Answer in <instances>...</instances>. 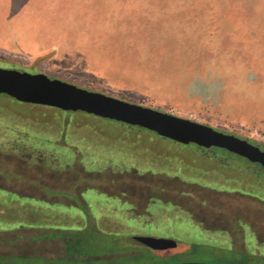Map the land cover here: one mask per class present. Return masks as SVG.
I'll use <instances>...</instances> for the list:
<instances>
[{"label":"rangeland","instance_id":"rangeland-1","mask_svg":"<svg viewBox=\"0 0 264 264\" xmlns=\"http://www.w3.org/2000/svg\"><path fill=\"white\" fill-rule=\"evenodd\" d=\"M40 6L54 15L0 31V68L264 151V0H31ZM0 96V264H264L243 245V224L264 234V185L249 170L260 165ZM79 141L123 159L84 164ZM137 236L176 246L152 249Z\"/></svg>","mask_w":264,"mask_h":264},{"label":"water","instance_id":"water-1","mask_svg":"<svg viewBox=\"0 0 264 264\" xmlns=\"http://www.w3.org/2000/svg\"><path fill=\"white\" fill-rule=\"evenodd\" d=\"M20 103L45 106L68 112H83L99 118L137 126L177 144H194L226 150L264 169V151L246 140L224 134L212 127L171 114L89 91L44 74H30L0 68V95ZM156 250L174 248L175 242L151 237H130ZM201 264V263H176Z\"/></svg>","mask_w":264,"mask_h":264},{"label":"trees","instance_id":"trees-1","mask_svg":"<svg viewBox=\"0 0 264 264\" xmlns=\"http://www.w3.org/2000/svg\"><path fill=\"white\" fill-rule=\"evenodd\" d=\"M16 1H18V0H0V22L3 23V25H0V31L1 32L8 33L10 31H16V32L19 31V33H20V25L21 24H23V23L24 24L25 23L26 24H28V23H32L33 24V20L36 21V20H39L40 18L46 19V18H43V17H45V15H48L49 18L52 15H54V12H50V10H47L46 8L43 10V8H41V6L30 9L31 0H24V2L23 3H20V4L15 3ZM44 21H48V20H44ZM2 96H6V95H3L2 94ZM6 97H8V96H6ZM67 113H69V112H67ZM0 126H3V125H0ZM123 127L129 129L127 131L137 130V131L143 132L141 130L143 128H140V127H137V126H129V125H126V126H123ZM143 133H146V132H143ZM147 134H149V133H147ZM157 138H160L161 140H165V138H161V137H158V136H157ZM166 140H168V139H166ZM173 143H175V142H173ZM80 144H82V143L79 141L78 142V145H76V146H78L79 150L82 153L83 163L84 164H86V162H87V164L108 163L106 161L113 160V159H115V161H116V158H115L116 154L120 156V154H118L119 152L115 153V152H112L111 151L110 154L113 155L112 156L113 159H111L110 158L111 156H110L109 153H105V151L99 150L97 147L90 149L89 147H87V146H81ZM49 147L51 148V151H53L54 148L56 150H60L62 152H65L66 151L62 147H56V146H53V145H49ZM92 149H96V150H92ZM61 154H63V153H61ZM96 158H101V161L97 162L96 161ZM122 159L123 158L121 157V158H119L117 160L122 161ZM137 160H139V159H137ZM144 163L147 164L149 162L148 161H144L142 163H139V161H136L135 163H131V164H133L132 166H134L135 168H141V167H137V166H141L140 164H142V166H143ZM151 166H153V165H151ZM250 166H251L250 169H249V167H247V168L251 171V175H253L257 179H259L260 181H262V184L264 185V169L261 167L262 170H259L255 166H252V165H250ZM120 169H121V167L119 166L118 167V170H120ZM218 233L219 232H213L212 234L215 235V234H218ZM220 234H222V233H220Z\"/></svg>","mask_w":264,"mask_h":264},{"label":"crops","instance_id":"crops-1","mask_svg":"<svg viewBox=\"0 0 264 264\" xmlns=\"http://www.w3.org/2000/svg\"><path fill=\"white\" fill-rule=\"evenodd\" d=\"M260 200H263V199H260ZM246 225H249L250 227H249V229H247L243 224V233H244L243 245L247 248H250L252 251H255L254 254H257V252H259V254H257V256L260 258L261 257L264 258V254H260V253H264V234L261 236L259 235V233H261V231L256 225H255V228H253L254 226L251 225L250 223H246ZM263 228H264V225H263ZM245 232H248V234H249L248 240H246V238H245ZM222 233H226V232L222 231ZM229 244H231V240H229ZM261 255H263V256H261Z\"/></svg>","mask_w":264,"mask_h":264},{"label":"flooded vegetation","instance_id":"flooded-vegetation-1","mask_svg":"<svg viewBox=\"0 0 264 264\" xmlns=\"http://www.w3.org/2000/svg\"><path fill=\"white\" fill-rule=\"evenodd\" d=\"M244 226H245L247 229H249V227H250L249 225H246V224H244ZM246 228H245V229H246Z\"/></svg>","mask_w":264,"mask_h":264}]
</instances>
